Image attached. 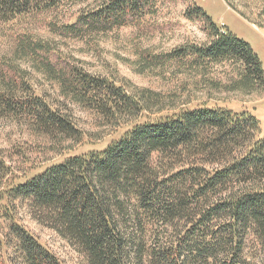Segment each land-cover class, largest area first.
<instances>
[{"label":"trees","instance_id":"obj_1","mask_svg":"<svg viewBox=\"0 0 264 264\" xmlns=\"http://www.w3.org/2000/svg\"><path fill=\"white\" fill-rule=\"evenodd\" d=\"M85 1L0 0V22ZM161 1L106 0L52 30L75 39L108 33L154 15ZM224 1L249 22L264 25V0L255 6L258 22L244 11L252 0ZM187 17L203 24L210 41L145 55L146 64L188 65L204 76L228 65L234 76L225 91L264 96V65L251 44L220 28L198 6H189ZM18 50L43 62L62 96L109 123L164 110L165 99L156 92L132 94L107 78L39 58L52 52L48 44L26 40ZM18 85L0 72L1 112L28 117L49 135L78 137L66 114L35 95L19 97ZM156 154L168 162L154 164ZM9 196L29 203L37 219L88 264H264V135L249 111L203 105L137 125L103 151L69 157L13 186ZM7 217L1 213L0 220ZM8 221L6 235L18 243L25 264H62L28 230Z\"/></svg>","mask_w":264,"mask_h":264},{"label":"rangeland","instance_id":"obj_2","mask_svg":"<svg viewBox=\"0 0 264 264\" xmlns=\"http://www.w3.org/2000/svg\"><path fill=\"white\" fill-rule=\"evenodd\" d=\"M103 1L106 0H88L80 5L30 13L0 22L2 77L20 84L19 97L35 95L42 98L66 114L79 131L78 137L71 139L49 135L33 125L28 117H16L0 111V215L9 216L0 220V237L3 239L0 242V264H25L17 252L18 243L10 242L6 235L8 218L28 230L62 264H88L84 254L37 219L29 203L9 196L13 186L54 164L72 156L103 151L137 125L203 105L220 106L239 113L249 111L260 121L261 135H264V96L225 91L223 86L234 76L228 65L215 66L204 76L191 71L188 65L149 67L145 57L163 56L187 45L210 41L203 24L187 17V10L192 5L205 10L220 28L229 29L250 43L264 65V25L259 27L249 22L230 9L224 0H164L154 15L108 33L75 39L65 38L52 30V26L75 22L83 9L93 8ZM249 4V9L244 11L250 19L260 21L254 15L258 13L255 7L257 0L249 1ZM26 40L48 44L52 52L49 56L41 54L39 58L52 64L76 66L94 76L107 78L132 94L148 90L162 95L164 110L160 112V107H155L127 123H109L96 111L62 96L43 62L18 50L21 42ZM167 162L158 154L153 158V163L158 166ZM172 162L169 161V165Z\"/></svg>","mask_w":264,"mask_h":264}]
</instances>
